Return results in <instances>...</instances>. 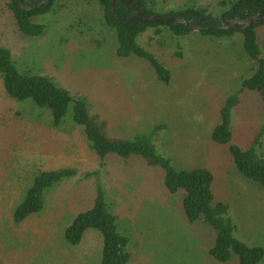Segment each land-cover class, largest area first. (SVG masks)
<instances>
[{"label": "rangeland", "instance_id": "rangeland-1", "mask_svg": "<svg viewBox=\"0 0 264 264\" xmlns=\"http://www.w3.org/2000/svg\"><path fill=\"white\" fill-rule=\"evenodd\" d=\"M7 2L0 0V45L12 49L21 70L50 75L74 95L86 96L93 115L112 136L133 137L166 124L156 139L159 151L178 168H210L216 199L228 203L237 236L264 247V188L242 176L229 145L212 139L225 99L240 91L252 73L240 34L232 39L199 33L176 37L168 28L162 33L150 28L138 41L171 69L166 84L147 61L116 56V34L104 24L96 0L59 2L38 18L48 26L39 37L17 28ZM192 4L216 11L218 0H156L155 10ZM258 32L264 51V25ZM240 98L233 110V142L246 147L260 131L264 105L257 92L243 90ZM31 110L7 95L0 75V264H100L99 231L88 229L77 246L63 240L74 215L93 204L98 181L119 216L120 230L130 238L128 264H238L237 257L222 263L209 255L212 227L187 221L183 195L166 189L160 166L139 156L102 160L70 118L52 128ZM260 150L264 152V135ZM62 166L76 167L78 174L47 193L42 212L15 223L14 206L31 176Z\"/></svg>", "mask_w": 264, "mask_h": 264}, {"label": "trees", "instance_id": "trees-1", "mask_svg": "<svg viewBox=\"0 0 264 264\" xmlns=\"http://www.w3.org/2000/svg\"><path fill=\"white\" fill-rule=\"evenodd\" d=\"M43 0H8L7 8L11 11L17 28L29 37H39L47 30V24L38 18L55 10L56 5L64 0H51L39 7H32ZM146 14L158 13L164 16H180L191 20L190 27L183 23H146L127 20L133 11L130 4L117 0L115 12L111 0H96L103 13L104 24L111 28L117 37L116 56H137L147 61L154 69L159 82L168 84L172 71L165 61L150 48L147 49L138 40L150 28L162 33L168 28L176 37H187L193 33L216 39L229 38L240 34L243 50L253 63L252 73L242 80L240 91L231 93L220 109V122L212 131L215 143L229 145V151L238 171L247 180L264 188V152L260 150L264 135V119L259 133L246 145L233 142V110L241 102L243 90L257 92L264 105V51L258 32L261 22H255L242 28H210L217 25L218 18H249L264 13V0H218L217 10L211 5L192 4L178 9L157 11L156 0H133ZM32 7L27 10L25 7ZM183 57L181 52H177ZM0 75L8 96L22 104H28L36 112V119L44 116L45 123L52 128H61L70 118L74 127H80L89 147L104 160L109 155L128 159L139 156L148 164L160 166L164 172V184L170 193L181 192L183 209L190 223L203 221L214 231L213 243L208 253L215 260L227 263L234 257L238 264H260L264 259V247L250 245L237 236L238 226L230 214V207L224 201H218L213 190L215 175L213 171L200 166L193 169L178 168L171 157L163 155L156 139L166 124H157L151 130L133 137L112 136L105 130V123L96 118L88 98L76 96L72 91L57 82L52 76L21 70L11 48L0 45ZM78 174L73 166L38 170L31 176L21 200L13 209L14 222L20 224L30 217L42 212L46 206L47 193ZM119 216L113 211L107 199L106 190L97 182L93 204L81 210L70 220L64 230L63 240L67 245H79L88 229L100 232L102 236V260L100 264H128L132 258L130 238L120 230Z\"/></svg>", "mask_w": 264, "mask_h": 264}, {"label": "water", "instance_id": "water-1", "mask_svg": "<svg viewBox=\"0 0 264 264\" xmlns=\"http://www.w3.org/2000/svg\"><path fill=\"white\" fill-rule=\"evenodd\" d=\"M22 1H24V0H22ZM50 1L51 0H43L39 3L34 4L32 7H39L43 3H48ZM116 1L117 0H111L112 11L115 15H116V12H115ZM119 1H121L124 4L132 5V7H133L132 15L127 19L129 21H142V22H146V23H161V24L162 23H183V24L190 26V27L199 28V26L191 24V20L186 19L184 17L164 16V15L158 14V13L146 14L137 6V4L133 0H119ZM32 7L31 6L25 7V9L29 10ZM116 17L119 18L117 15H116ZM214 21H216L218 24L210 26V28H240L239 26L241 24H244L242 28H246L247 26H249L250 24L255 23V22L264 23V13H259L257 15L251 16L249 18H240V17L218 18V19H215Z\"/></svg>", "mask_w": 264, "mask_h": 264}]
</instances>
